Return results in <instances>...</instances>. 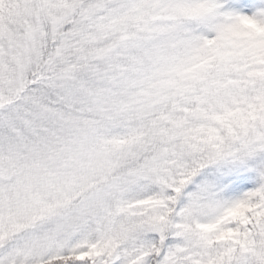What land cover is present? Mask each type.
Wrapping results in <instances>:
<instances>
[{
	"label": "snow or ice",
	"instance_id": "obj_1",
	"mask_svg": "<svg viewBox=\"0 0 264 264\" xmlns=\"http://www.w3.org/2000/svg\"><path fill=\"white\" fill-rule=\"evenodd\" d=\"M0 264H264V0H0Z\"/></svg>",
	"mask_w": 264,
	"mask_h": 264
}]
</instances>
